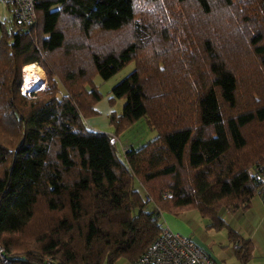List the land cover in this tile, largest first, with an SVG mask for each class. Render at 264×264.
<instances>
[{"label": "trees", "instance_id": "16d2710c", "mask_svg": "<svg viewBox=\"0 0 264 264\" xmlns=\"http://www.w3.org/2000/svg\"><path fill=\"white\" fill-rule=\"evenodd\" d=\"M36 12L0 36L9 264H135L165 229L162 211L191 209L249 261L252 239L223 213L264 200V0H36ZM32 63L48 87L29 97ZM131 63L111 90L112 106L125 99L114 131L90 128L95 77ZM142 118L156 136L120 156L114 137Z\"/></svg>", "mask_w": 264, "mask_h": 264}, {"label": "crops", "instance_id": "0c3cea01", "mask_svg": "<svg viewBox=\"0 0 264 264\" xmlns=\"http://www.w3.org/2000/svg\"><path fill=\"white\" fill-rule=\"evenodd\" d=\"M13 23L14 17L11 7L0 0V36L1 27L4 25L10 28ZM43 73L45 76L43 82L47 84V76L44 70ZM112 95V93L108 95V100ZM100 102L95 106L99 111L101 110L99 107ZM105 110L107 113L106 115L109 116L112 111L115 110V107L108 106ZM85 121L90 128L95 130H99L96 128L97 122L103 123V125L107 122L106 117L99 121L89 117L86 118ZM148 132L149 131L146 129L145 134H142L141 137L137 139L141 141L142 137L147 135ZM127 145L126 149L131 146H139H136L135 143L132 144V142H128ZM161 217L165 228H169L176 233L192 238L198 246L213 257L216 264H264V200L260 194H256L253 197L251 206L247 210L229 208L223 213L224 220L230 224L236 232L245 238H251L254 243L252 257L247 262H243L238 257L235 247L237 243L234 244L231 241L228 230L226 228L220 230L209 228L208 226L211 223L210 219L202 216L198 210H185L179 214L162 211ZM117 264L134 263L125 258H121L117 261Z\"/></svg>", "mask_w": 264, "mask_h": 264}, {"label": "built area", "instance_id": "2783aa9c", "mask_svg": "<svg viewBox=\"0 0 264 264\" xmlns=\"http://www.w3.org/2000/svg\"><path fill=\"white\" fill-rule=\"evenodd\" d=\"M11 7L14 22L25 27L37 20L36 0H2ZM29 88L23 94L27 95ZM238 247V244L235 245ZM0 264H9L0 246ZM135 264H216L213 257L189 236L165 228Z\"/></svg>", "mask_w": 264, "mask_h": 264}, {"label": "rangeland", "instance_id": "374dc122", "mask_svg": "<svg viewBox=\"0 0 264 264\" xmlns=\"http://www.w3.org/2000/svg\"><path fill=\"white\" fill-rule=\"evenodd\" d=\"M32 64H37L39 67L40 65L38 63H32ZM135 67L134 63H131L129 65H127L126 67H124L121 71H119L116 75H114L113 77H111L110 79H104L102 78L100 75H97L94 79L95 84L98 87V90L101 92L102 94V99L100 101L99 107L101 108V110L99 111V113L89 116L91 117V119H96V120H103L106 117V123L103 125V123H96V128L99 130H102L104 132H113L114 131V127L112 126L111 122H110V115L107 116L106 114V108L108 106H112V104L110 103V101L108 100V95L111 93V90L113 88L114 85H116L118 82H120L122 79H124ZM41 68V78H42V82L44 80V73L42 68ZM24 69V67H23ZM23 69H22V75H23ZM45 71V70H44ZM46 74V72H45ZM47 76V74H46ZM47 82H48V78H47ZM48 87V83H42V84H38V86H33V87H28L25 85L24 83V78H23V86H22V92L25 90V88H29L30 90L27 91V95L29 97H33L32 95H29L32 91H36L39 89H44ZM61 90L62 86L60 85ZM107 99V100H105ZM125 103V99H118L116 98L115 103H114V107L117 113H121L122 112V108L123 105ZM97 105V104H96ZM95 105V106H96ZM106 105V106H105ZM113 112V111H112ZM87 117V118H89ZM128 129V130H127ZM125 131L127 132H123L121 135H119L118 137H114L115 142L117 143V147L119 150V154L120 156H124L125 151L127 150L126 147L128 146V142H132L135 143V145H143L145 142H147L148 140H150L151 138H153L154 136H156L157 132L153 129H150V127L148 126L146 120L144 118L138 120L135 122V124L133 126H130L129 128H127ZM147 129L148 134L145 135L144 137H142V140L140 141V139H137L139 137H141L142 134H145V130ZM144 142V143H143ZM137 188H142V186L137 183ZM152 207V206H150ZM169 212V211H166Z\"/></svg>", "mask_w": 264, "mask_h": 264}, {"label": "bare ground", "instance_id": "6f19581e", "mask_svg": "<svg viewBox=\"0 0 264 264\" xmlns=\"http://www.w3.org/2000/svg\"><path fill=\"white\" fill-rule=\"evenodd\" d=\"M41 68L37 64H27L23 69L24 83L28 87L38 86L42 84Z\"/></svg>", "mask_w": 264, "mask_h": 264}]
</instances>
